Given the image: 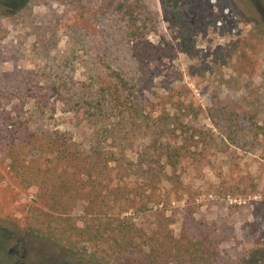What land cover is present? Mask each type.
<instances>
[{"label": "rangeland", "instance_id": "1", "mask_svg": "<svg viewBox=\"0 0 264 264\" xmlns=\"http://www.w3.org/2000/svg\"><path fill=\"white\" fill-rule=\"evenodd\" d=\"M9 1L0 0V264H84L25 234L17 242L8 227L41 207L9 169L8 146L25 133H61L82 148L98 140L117 161L112 177L142 204L131 212L139 227L151 233L163 214L174 238L206 239L213 264H264V0H143L140 42L96 3ZM106 67L134 88L149 124L173 123L160 136L174 165L162 155L156 178L143 125L103 141L101 123L83 115ZM109 115L105 127L116 124Z\"/></svg>", "mask_w": 264, "mask_h": 264}, {"label": "trees", "instance_id": "2", "mask_svg": "<svg viewBox=\"0 0 264 264\" xmlns=\"http://www.w3.org/2000/svg\"><path fill=\"white\" fill-rule=\"evenodd\" d=\"M83 3H96L99 12L118 15L128 37L142 40L143 0H68V6ZM4 4L11 9L17 2ZM105 69L94 99L84 103L83 110L87 111L83 115L101 123L96 136L103 141L121 142L131 128L143 125L152 134V153L147 156L148 163L154 164L152 177L164 174L160 158L164 155L172 167L174 152L169 143L163 145L164 137L160 135L170 132L173 123L160 115L149 124L134 88L120 73ZM109 114L116 124L105 127ZM125 128L123 138H118ZM101 145L97 140L82 148L61 133L43 137L25 133L22 139L9 144L10 171L21 186L36 188V200L41 205L30 206L23 228L8 226L16 234L15 240L19 242L25 234L84 264H213L214 253L206 239L193 241L187 235L174 238L167 230L168 224H164L163 214L158 215V225L151 233L134 222L131 212L140 210L142 204L112 177L117 161ZM6 227L4 224L2 228Z\"/></svg>", "mask_w": 264, "mask_h": 264}]
</instances>
